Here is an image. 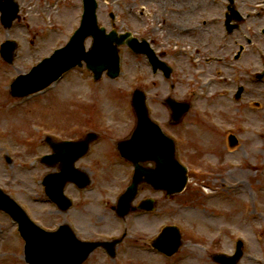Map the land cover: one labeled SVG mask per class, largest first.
Masks as SVG:
<instances>
[{
	"label": "rangeland",
	"instance_id": "374dc122",
	"mask_svg": "<svg viewBox=\"0 0 264 264\" xmlns=\"http://www.w3.org/2000/svg\"><path fill=\"white\" fill-rule=\"evenodd\" d=\"M15 1L20 6L19 18L10 29L0 24V44L5 40L17 43L12 64L0 58V188L29 209L38 223L54 228L60 219L40 199L44 198L39 181L47 169L38 157L48 152L35 145L42 142L43 132L78 137L95 131L119 139L133 128L126 102L135 88L146 92L151 106L157 95L189 99L194 108L186 121L185 145L181 147L191 163L187 190L170 201L158 195L156 216H129L128 237L118 246L114 260L95 251L85 264H214L211 254L233 252L237 239L244 243V255L237 264H264V81L253 77L261 72L264 56H242L237 62L228 56L226 68L208 65L203 58L208 56L190 60L179 56L172 62L175 89L170 90L159 76L151 74L144 58L121 48L117 79L103 76L94 82L85 67L76 68L30 100H19L10 96L12 82L64 46L79 24L82 0ZM149 1L97 0L98 22L109 30L111 12L119 32L135 35L138 5H148ZM89 44L90 39L86 47ZM209 80L211 90L205 87ZM237 86L245 91L234 103L231 97ZM155 115L166 121L159 111ZM172 131L180 133V129ZM229 133L238 139V145L231 149L227 145ZM6 156L11 163L5 162ZM122 178L119 168L110 167V171L98 174L99 183L95 180L87 198L79 199V206L89 203L92 231L97 237L122 233L110 211L122 190ZM202 182L211 187L205 190L209 193L203 192ZM166 224L177 225L184 234L180 249L170 259L148 248ZM187 232L196 237L187 239ZM80 238L94 237L91 233ZM20 240L16 225L0 213V264H25Z\"/></svg>",
	"mask_w": 264,
	"mask_h": 264
},
{
	"label": "flooded vegetation",
	"instance_id": "af4514ba",
	"mask_svg": "<svg viewBox=\"0 0 264 264\" xmlns=\"http://www.w3.org/2000/svg\"><path fill=\"white\" fill-rule=\"evenodd\" d=\"M231 1L150 0L146 7L139 4L135 33L138 47L141 50L142 43L146 42L155 56H168L167 59L179 56H264V0ZM162 103L165 104L157 98L153 112L161 111ZM116 140L100 133L86 156L74 162L69 159L71 167L66 172L70 174L76 168L87 172L92 183L95 180L99 183L98 174L110 171V167L119 168L123 173L119 186L125 189L127 173L133 171V165L119 156ZM138 164L146 169L153 167L151 162ZM87 192L79 190L76 184L66 183L64 193L70 199V207L64 209L66 202L61 201L55 211L60 224L69 223L84 236L91 234L93 228L89 203L82 202L81 207L78 204L81 197L87 198ZM157 194L150 186L142 184L136 202ZM160 196L164 198L163 193Z\"/></svg>",
	"mask_w": 264,
	"mask_h": 264
},
{
	"label": "water",
	"instance_id": "95a60500",
	"mask_svg": "<svg viewBox=\"0 0 264 264\" xmlns=\"http://www.w3.org/2000/svg\"><path fill=\"white\" fill-rule=\"evenodd\" d=\"M84 4L85 12L80 28L74 33L69 43L64 48L57 50L50 58L43 60L26 76H19L11 86L13 95L25 96L44 89L53 81L57 80L65 71L76 65L81 66V61L86 63V67L94 73L96 79H99L105 70H107V75L110 78H116L118 76L119 57L113 43L117 45L123 44L127 36H121L120 39H117L113 34L105 35L104 29H99L97 26L95 14L97 4L95 0H84ZM0 12L2 14L1 22L8 28L16 18L18 7L12 0H0ZM89 36L92 37L93 44L90 51L86 52L84 41ZM127 43L132 48H135L134 40H127ZM14 49V42L8 41L1 46L0 53L4 60L9 63L12 61V52ZM149 57L155 66L159 64L153 56ZM132 105L137 117V125L133 132L132 141L139 143L145 141H164L165 139L160 130L148 117L143 93L138 90L134 92ZM148 134L151 136L148 137ZM94 138L95 136L93 134H88L82 142L83 147L81 149L85 150L86 146ZM229 141L231 146L236 143V139L233 136L229 137ZM74 144L67 142L52 143L51 145L56 154L51 158H45V161L48 159H56L59 156L57 153L58 149L67 150L72 148ZM168 150L169 153L167 155L169 158H166L168 159L167 165L169 171L163 172L162 170L164 169L161 170L160 166L155 169L154 173H152V184L154 183L157 189H163L168 195H171L183 190L186 183V173L184 169L177 166V163L173 161L174 148L172 143H169ZM140 176L139 173L135 174L133 184L118 201L116 211L122 217L128 213L126 206L133 199V193H135L137 185L141 181ZM149 181L151 180L149 179ZM55 193L56 188L49 184V196L55 199ZM0 210L8 213L18 223L19 232L26 242V260L30 264H82L90 252L97 247V244L78 242L70 233V238L78 246L73 247V249L61 246L57 242L61 230L52 233H45L39 230L31 223L25 212L9 196L4 194L2 190H0ZM114 244H103L112 256L115 255ZM179 245L180 233L175 227L164 228L153 243V246L168 255L175 253ZM237 248V253L233 258L226 259L222 256H216L215 260L224 264H234L242 255L240 243Z\"/></svg>",
	"mask_w": 264,
	"mask_h": 264
}]
</instances>
